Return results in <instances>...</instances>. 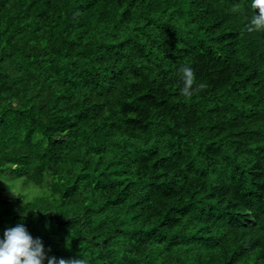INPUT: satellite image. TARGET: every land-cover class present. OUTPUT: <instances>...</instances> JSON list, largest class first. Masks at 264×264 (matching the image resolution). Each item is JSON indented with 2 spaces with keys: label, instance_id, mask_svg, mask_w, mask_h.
Instances as JSON below:
<instances>
[{
  "label": "trees",
  "instance_id": "trees-1",
  "mask_svg": "<svg viewBox=\"0 0 264 264\" xmlns=\"http://www.w3.org/2000/svg\"><path fill=\"white\" fill-rule=\"evenodd\" d=\"M253 14L251 0H0V239L23 224L48 256L87 264H264ZM185 64L207 85L191 97Z\"/></svg>",
  "mask_w": 264,
  "mask_h": 264
},
{
  "label": "clouds",
  "instance_id": "clouds-1",
  "mask_svg": "<svg viewBox=\"0 0 264 264\" xmlns=\"http://www.w3.org/2000/svg\"><path fill=\"white\" fill-rule=\"evenodd\" d=\"M251 8L254 14L246 25V31H264V0H251ZM232 11H238V7H233ZM180 73L183 81L181 95L184 97H191L207 87L205 83H196L191 66L185 64L180 68ZM50 251V248L45 249L40 238L34 239L23 224H17L14 228L6 229L4 238L0 239V264H44L45 260L47 264H87L83 256L81 259H58L48 256L47 252Z\"/></svg>",
  "mask_w": 264,
  "mask_h": 264
}]
</instances>
